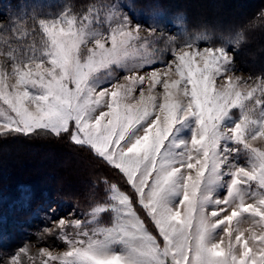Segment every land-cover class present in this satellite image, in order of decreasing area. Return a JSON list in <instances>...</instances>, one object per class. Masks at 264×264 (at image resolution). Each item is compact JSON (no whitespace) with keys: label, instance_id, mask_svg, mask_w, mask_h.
I'll list each match as a JSON object with an SVG mask.
<instances>
[{"label":"snow or ice","instance_id":"1","mask_svg":"<svg viewBox=\"0 0 264 264\" xmlns=\"http://www.w3.org/2000/svg\"><path fill=\"white\" fill-rule=\"evenodd\" d=\"M162 20L105 0L0 25V137H67L120 177L84 219L49 207L39 235L65 250L0 264H264V75L236 74L242 32L213 45L183 17L157 35Z\"/></svg>","mask_w":264,"mask_h":264},{"label":"trees","instance_id":"2","mask_svg":"<svg viewBox=\"0 0 264 264\" xmlns=\"http://www.w3.org/2000/svg\"><path fill=\"white\" fill-rule=\"evenodd\" d=\"M96 1L67 0L76 11ZM132 2L135 6L158 7L169 13L184 14L185 25L191 30H207L216 36H234L242 32L244 39L234 53L236 67L253 75H264V18L259 15L264 10V0ZM99 175L120 180L91 152L69 143L67 137H0V210L6 208L8 200L17 196L22 189L29 191L31 204L42 201L46 191L48 196L69 197L87 205L93 193L92 183L97 181Z\"/></svg>","mask_w":264,"mask_h":264},{"label":"rangeland","instance_id":"3","mask_svg":"<svg viewBox=\"0 0 264 264\" xmlns=\"http://www.w3.org/2000/svg\"><path fill=\"white\" fill-rule=\"evenodd\" d=\"M103 2H105V0H97L95 3ZM107 2L119 4L123 11L128 12L134 22L142 23L145 29L152 22V17L154 15L162 16L163 20L160 24V28L157 30V35H159L162 30L165 35L177 36L180 29L175 26V21L178 17L184 18V14L175 12L169 13L158 7L135 6L132 0H107ZM65 5H69L67 0H2V2H0V25H8L11 17L18 16L22 12L31 13L33 10H36L38 13L51 12L55 14L62 10ZM85 9H87V7ZM187 31L190 34L206 31L213 37V45H217L221 42L219 39L220 36H216L211 31L191 30L188 28ZM141 34L148 35L147 31H144ZM158 46L162 47L163 45L161 44ZM206 46L210 45L201 42V48ZM236 48L233 51V48L231 46L229 47V51L233 56ZM171 58L170 54L165 53V60H170ZM152 67L159 68L162 66L156 64ZM235 69L236 74L242 75L245 79L249 76L253 78L261 76L253 75L238 69L236 67V60ZM148 70L149 69H145V71ZM118 75L123 77L125 73L119 72ZM121 82L123 83L124 81L121 80ZM253 143L257 147L264 148V140H257ZM101 177H107L112 180L106 175L98 176L97 181L92 183L93 192L98 196L102 195L103 189V185L99 183ZM65 183L68 182L65 181ZM44 194L45 197L42 201L36 204H31L29 202V191L22 189L17 196H13L8 200L6 208L0 210V257L12 254L18 248L24 247L25 245L29 246L30 255L33 256L38 254L39 248L41 247L50 248L54 251V254L65 250L66 245L62 241L56 239L55 236H45L44 238H41L39 235L43 228L53 226L47 219V216L51 215V213L48 212V209L49 207L56 209V215L53 219H59L60 217L69 218L71 213H75V218L84 219L82 213L87 210L90 199L87 200V205H84L81 200H75L64 196H48L46 191H44ZM3 199L6 200V197H3ZM149 226L151 227V225ZM245 227H247V225H245ZM23 261L24 264H31L26 257H23ZM35 264H39V260H37Z\"/></svg>","mask_w":264,"mask_h":264}]
</instances>
